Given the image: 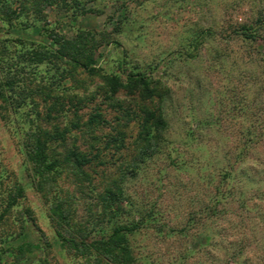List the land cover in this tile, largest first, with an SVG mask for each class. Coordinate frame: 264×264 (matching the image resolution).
Returning <instances> with one entry per match:
<instances>
[{
	"label": "rangeland",
	"instance_id": "obj_1",
	"mask_svg": "<svg viewBox=\"0 0 264 264\" xmlns=\"http://www.w3.org/2000/svg\"><path fill=\"white\" fill-rule=\"evenodd\" d=\"M5 1L13 3L11 24ZM51 36L82 43L98 74L39 61L56 48ZM124 71L155 78L161 99L141 102L124 90L110 98L101 76L124 79ZM0 83L10 84L0 99V264H94L62 247L50 205L65 202L73 227L93 241L109 230L99 195L114 181L129 203L120 220L147 219L131 238L137 264H216L202 252L232 244L253 263L264 252V0H0ZM144 104L161 106L168 126L138 164L134 116ZM96 112L106 123L90 134ZM54 128L70 130L64 148L101 153L86 170L90 181L64 171L40 193L29 137ZM120 131L123 147L106 148ZM223 254L213 260L225 263Z\"/></svg>",
	"mask_w": 264,
	"mask_h": 264
},
{
	"label": "trees",
	"instance_id": "obj_2",
	"mask_svg": "<svg viewBox=\"0 0 264 264\" xmlns=\"http://www.w3.org/2000/svg\"><path fill=\"white\" fill-rule=\"evenodd\" d=\"M58 1L59 0H42V2L47 5L54 4ZM4 3V11L7 13L4 17L6 21L11 24V21L16 19L14 16L15 12L12 10L13 3H8L7 1ZM258 24L262 25L260 20H258ZM241 31L246 39H256V30L251 31L249 28H243ZM50 40L56 48L51 49L47 54L40 56L41 58H39V61L44 59H55L57 61H62L67 65H73L90 75L98 74V69L95 68L96 57L92 53L87 52L82 43H77L73 40L67 41L61 38L55 39V36H51ZM124 72L126 75L124 79L115 74L101 76L104 88L110 98L115 96L121 90H124L130 95L137 94L140 99L139 101L141 102L154 103L156 98L161 99V95L158 94V82L155 81V78L147 76L141 72ZM6 86L0 83V99L2 100L6 98ZM109 96L107 95L106 98L108 99ZM127 110L123 119H125V123L128 124L132 119V117L130 118L132 112ZM52 111H54L53 104L48 110L49 118L51 117ZM134 117L140 127L138 140L142 143V153L137 162L138 164H142L146 159L151 157L154 151L159 149L168 125L161 106L152 109L148 104L140 105L138 112ZM104 123H106V121H104L102 114L96 112L90 115L86 126L88 127L90 134H93L94 130ZM127 124L124 126H127ZM72 126L74 128L78 127L77 125ZM68 134H70V130L67 129L62 131L58 128H54L53 131L39 129V131L34 132L29 137V146L26 152V157L27 161L33 167L31 177L36 190L40 193H43L45 189H49V191L54 189L57 177H59L64 171L71 173L73 176L81 177L82 179L90 181V175L86 170L92 167L93 160L99 158L101 152H96L92 155L91 153L80 150L74 144H72L70 148H64L69 140L67 136ZM122 138L123 132L120 131L118 132L117 137L108 138L105 142V147L108 148L109 145H115L116 143L119 144V148L123 147ZM94 139H96V137ZM59 147L64 149L58 150ZM127 172L128 173L125 174L124 170H120L121 183L126 180L127 175L128 177H131V172L134 173L135 170L134 168H129ZM112 186H114V189L107 187L104 189L103 193L99 195V217L104 220L107 218L106 220L110 225L109 230H100L98 232L99 234L93 241L90 240V234L81 231L79 228L73 227L72 221L68 216V211L64 208L65 202L61 199L54 198L55 200L50 205L51 222L55 226L56 235L60 239L63 248L74 252L76 255L92 257L94 264H137L138 260L134 256L131 238L140 231L142 225H145L147 219L140 214L137 218L120 220L121 218L119 217L125 213V206H128L129 203L124 199L120 184L114 181L112 182ZM215 201L218 203L217 199ZM215 211L218 212L219 210L215 209ZM128 213L129 212H126L129 216ZM214 214L217 215V213ZM147 217L153 218V213L149 212ZM181 231L183 232L184 230ZM233 247L234 245L232 244L228 247H217L218 250L216 253H214L216 249L213 251L207 249L202 253L210 255L211 263L216 264L217 262L213 260L215 254L216 256H219L222 253H224L223 255L227 260H225V263L221 262L218 264H256L259 263V261L262 262L264 260V252H256V263H253L250 256H248V250H245L244 247H240L239 249Z\"/></svg>",
	"mask_w": 264,
	"mask_h": 264
}]
</instances>
